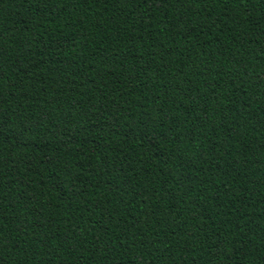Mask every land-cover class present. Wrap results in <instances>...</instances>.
Instances as JSON below:
<instances>
[{
  "label": "trees",
  "instance_id": "obj_1",
  "mask_svg": "<svg viewBox=\"0 0 264 264\" xmlns=\"http://www.w3.org/2000/svg\"><path fill=\"white\" fill-rule=\"evenodd\" d=\"M0 264H264V0H0Z\"/></svg>",
  "mask_w": 264,
  "mask_h": 264
}]
</instances>
